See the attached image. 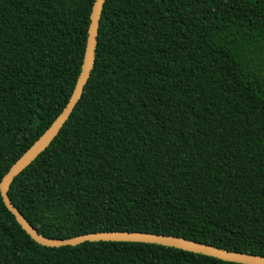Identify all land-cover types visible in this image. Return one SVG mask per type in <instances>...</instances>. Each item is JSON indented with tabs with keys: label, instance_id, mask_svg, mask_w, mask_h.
<instances>
[{
	"label": "trees",
	"instance_id": "trees-1",
	"mask_svg": "<svg viewBox=\"0 0 264 264\" xmlns=\"http://www.w3.org/2000/svg\"><path fill=\"white\" fill-rule=\"evenodd\" d=\"M95 2L0 0V182L67 107ZM8 196L49 239L146 232L264 256V0H106L83 98ZM0 264L240 263L46 247L0 192Z\"/></svg>",
	"mask_w": 264,
	"mask_h": 264
},
{
	"label": "water",
	"instance_id": "water-1",
	"mask_svg": "<svg viewBox=\"0 0 264 264\" xmlns=\"http://www.w3.org/2000/svg\"><path fill=\"white\" fill-rule=\"evenodd\" d=\"M105 3L106 0H96L95 2L82 72L67 107L53 123V125L46 131V133L42 135L37 141H35L34 144L12 165L8 173L0 182L1 196L7 209L15 216L18 224L35 242L46 247L76 246L86 242L100 241L134 242L157 244L166 247L177 248L187 252L214 257L226 262H234L240 264H264V256L228 251L222 248L200 243L190 239H185L182 237L161 235L155 233L112 231L91 233L62 240L49 239L39 234V232L27 221V219L12 203L11 199L8 196V192L15 177L20 175L38 158L41 153H43L52 145L53 141L59 136L64 126L71 118L77 105L83 98L85 88L90 81L95 65L96 52L98 48V36L100 32Z\"/></svg>",
	"mask_w": 264,
	"mask_h": 264
}]
</instances>
